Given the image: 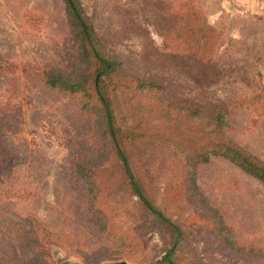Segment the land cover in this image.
Masks as SVG:
<instances>
[{"label": "rangeland", "instance_id": "374dc122", "mask_svg": "<svg viewBox=\"0 0 264 264\" xmlns=\"http://www.w3.org/2000/svg\"><path fill=\"white\" fill-rule=\"evenodd\" d=\"M194 1L214 28L216 50L190 72L181 56L164 51L154 0H80L106 51L130 73L161 85L167 101L201 110L228 104L231 136L264 161V0ZM77 65L78 43L64 0H0V115L6 122L0 128V214L8 225L27 229L36 219L80 231L94 243L99 234L85 222L88 186L77 166L105 155L96 118L38 77ZM160 159L152 146L143 153L157 205L182 230L177 262L256 264L238 250L264 252V184L213 158L196 171L200 202ZM136 203L119 191L109 199L118 226L133 232L141 246L130 259L94 264H158L174 245V235ZM0 251H10L1 231ZM52 253L54 264H88L59 247Z\"/></svg>", "mask_w": 264, "mask_h": 264}, {"label": "trees", "instance_id": "16d2710c", "mask_svg": "<svg viewBox=\"0 0 264 264\" xmlns=\"http://www.w3.org/2000/svg\"><path fill=\"white\" fill-rule=\"evenodd\" d=\"M154 1L162 19L164 51L181 56L183 69L190 72L208 63L216 50L212 41L215 31L195 1ZM64 3L78 43V65L71 72L51 70L38 73V77L49 88L75 97L96 118L105 155L81 162L77 168L88 186L85 222L99 239L92 243L80 231H66L36 219H29L27 229L8 225L0 214V231L10 246L9 252L0 251V264H54L52 251L56 247L88 264L132 258L141 245L133 232L118 226L109 205L116 191L136 198L139 210L152 215L174 235L176 242L158 264H180L176 253L182 230L152 195L148 163L142 160L147 147L164 156L160 162L178 171L181 186L200 202L203 198L195 186L196 171L213 158L229 161L263 184L264 161L231 136L228 104L201 110L165 100L161 85L137 78L106 51L80 0ZM4 123L0 115V128ZM112 198L116 203L119 200ZM248 251L238 253L248 262L264 264V252Z\"/></svg>", "mask_w": 264, "mask_h": 264}, {"label": "water", "instance_id": "95a60500", "mask_svg": "<svg viewBox=\"0 0 264 264\" xmlns=\"http://www.w3.org/2000/svg\"><path fill=\"white\" fill-rule=\"evenodd\" d=\"M63 264H70V263H63ZM109 264H129V263L126 262V261H120V262H112V263H109Z\"/></svg>", "mask_w": 264, "mask_h": 264}]
</instances>
